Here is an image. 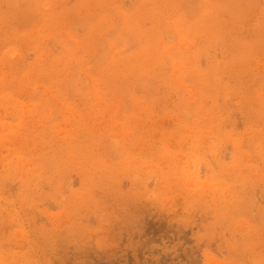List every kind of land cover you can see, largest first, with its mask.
<instances>
[{
  "label": "rangeland",
  "instance_id": "obj_1",
  "mask_svg": "<svg viewBox=\"0 0 264 264\" xmlns=\"http://www.w3.org/2000/svg\"><path fill=\"white\" fill-rule=\"evenodd\" d=\"M0 264H264V0H0Z\"/></svg>",
  "mask_w": 264,
  "mask_h": 264
}]
</instances>
